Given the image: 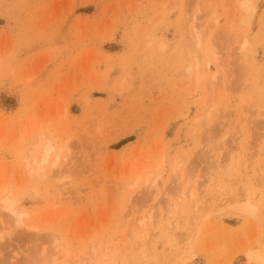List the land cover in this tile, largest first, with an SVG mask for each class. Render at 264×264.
I'll return each instance as SVG.
<instances>
[{"label":"rangeland","instance_id":"rangeland-1","mask_svg":"<svg viewBox=\"0 0 264 264\" xmlns=\"http://www.w3.org/2000/svg\"><path fill=\"white\" fill-rule=\"evenodd\" d=\"M245 1L0 0V264H264Z\"/></svg>","mask_w":264,"mask_h":264},{"label":"bare ground","instance_id":"bare-ground-1","mask_svg":"<svg viewBox=\"0 0 264 264\" xmlns=\"http://www.w3.org/2000/svg\"><path fill=\"white\" fill-rule=\"evenodd\" d=\"M244 9L246 10V12H247V17H246V23L247 24H249L250 23V20H251V17L253 16V13L255 12V10H256V6H255V4L251 1V0H246L245 2H244ZM195 32V34H196V37H197V39H198V45H201V37H200V34H199V31L197 30V31H194ZM193 32V33H194ZM164 48V45L162 46V49ZM215 76V75H214ZM215 78H217L216 76H215ZM50 151H51V146H48L46 149H45V151H44V155H43V158L41 159L42 160V163H45L47 160H48V158H49V156H50ZM35 158V157H34ZM40 164H41V162H40ZM43 165V164H42ZM42 165H40V167L39 168H42ZM156 185V184H155ZM249 189V188H248ZM249 191L250 190H248V193H249ZM4 199V202H3V205L5 204V208H6V210L7 209H9L14 215H15V217L17 218L16 219V222H17V224H19V226L22 224V222H23V220L24 219H22V215H23V213H20V212H18L16 209V207H15V205H14V202L13 201H11V199H9V198H3ZM248 201V202H247ZM246 201V203H247V205L246 206H242L244 209V211H252V212H254L253 210L255 209L254 207H253V201L251 200V199H248ZM238 203V202H237ZM239 204H241L240 202H239ZM238 204V205H239ZM240 206V207H241ZM255 206V205H254ZM239 207V206H238ZM238 207H236V208H238ZM253 207V208H252ZM4 208V209H5ZM257 208V207H256ZM9 211V212H10ZM256 211V210H255ZM255 213V212H254ZM251 214V213H250ZM32 229H34V228H32ZM148 244V243H147ZM149 245V244H148Z\"/></svg>","mask_w":264,"mask_h":264}]
</instances>
